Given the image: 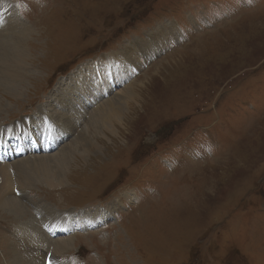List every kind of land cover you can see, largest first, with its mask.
Listing matches in <instances>:
<instances>
[{
	"label": "rangeland",
	"instance_id": "374dc122",
	"mask_svg": "<svg viewBox=\"0 0 264 264\" xmlns=\"http://www.w3.org/2000/svg\"><path fill=\"white\" fill-rule=\"evenodd\" d=\"M4 3L22 24L15 29L30 35L20 43L21 54L14 48L5 58L23 63L9 73L25 78L16 94L0 88V128L21 133L26 120L33 134L47 115L56 135L67 136L56 149L80 136L94 110L130 88H110L101 73L82 87L78 72L154 41L159 31L164 35L132 64L135 100L113 131L96 140L97 151L75 158L56 189L38 180L21 191V201L14 190L16 200L30 199V206L0 207V264H14L17 254L32 261L30 240L13 234L22 223L45 225L34 210L42 206L67 232L56 241L71 239L54 259L58 264H264V0ZM69 78L78 93L100 92L80 95L90 111L77 128L56 125L62 109L51 102ZM91 217H105L84 232L94 237L93 248L75 231Z\"/></svg>",
	"mask_w": 264,
	"mask_h": 264
},
{
	"label": "bare ground",
	"instance_id": "6f19581e",
	"mask_svg": "<svg viewBox=\"0 0 264 264\" xmlns=\"http://www.w3.org/2000/svg\"><path fill=\"white\" fill-rule=\"evenodd\" d=\"M11 11L12 9H10L9 6H7L4 3V0H0V21H2L0 23V31L3 30L0 32L1 33L0 41L6 42L4 43L5 46H3L2 44L0 45V88L4 90L7 89L5 91L9 92L10 94L11 93L16 94L18 93V87L20 85L21 80L25 78V74L10 75L9 72L11 70H17L18 68H22L24 67V65L21 62L18 65L13 64L11 60L6 61L5 58L11 56L12 49L14 48H17L16 50H13V52L17 56H18L17 50L19 54H21L19 49L20 43L22 42V40H24L25 42V40H27V38L29 37L30 33L26 30L25 27H24L25 28L24 31H19L15 29V25H14L15 23L17 24L18 27H20L22 24L16 22L17 18L10 14ZM33 12L34 11L31 9L29 14L33 15ZM10 21L13 22L12 28L8 27L7 25L8 22ZM166 27L169 28L167 31L170 30L169 34H173L171 32V29L173 28L170 25H167ZM163 35L164 33L159 31V34L158 36H156L154 41L149 40V38L147 37L148 38L147 42L145 43L143 42V44H139V45L136 44L137 46L135 47V49H131V48L123 49L121 52L117 53V58H114L115 55L111 57L108 56L105 59L103 58L102 63L96 61L94 62L93 65L90 64L91 68H84L78 72L75 78L82 80V82L81 81L78 82L79 86L82 87H83V83L86 84L88 82V78L90 76L92 77V81L94 84V76L97 78L98 74L101 73L99 77H102L104 79L106 78L113 79L115 88L116 87L120 88L121 85H123V83L125 84L124 86H122L123 89H125L128 86H130V88L127 91H125L122 95L119 96L114 95L111 98V100L107 101L104 105H102V107L94 110L90 115L91 120L86 123L80 136H77L76 139L75 138L71 139L70 143L69 142L66 143V146H63L64 145L63 144L60 147V149H55V152L53 150L49 153L36 154V157L34 156L35 154H28L25 156H21V158L19 157L17 159H14L12 162L0 164V207L4 208L6 211H16V210H22V206L24 207V204L26 202L28 203V206H30V203L33 201L28 199L25 200V202L23 203L20 202L21 203L20 204L15 198L16 195L15 197L13 196L14 190L18 192L19 195L18 200L21 201L24 199V195H26L25 192H21V191H23L24 188L27 187L28 185L34 184L38 180H39V184L45 187L47 186L50 189L51 188L56 189V187H58L57 185L65 184L64 176L71 171L70 167L73 165L75 158L78 159V157H82L84 155L88 156L90 150L97 151L96 148L101 144H98L96 140L99 138H104L103 134L105 133L107 134L108 132L111 133L113 131L114 129L113 127H115V124L119 123V121L125 115V110L128 109L129 103L135 100L136 95L133 90L134 88L132 87L136 81L129 82L128 80L130 79L133 73L132 64L136 63L140 59L142 60L143 59L142 56H144L145 51H149L151 49L153 51L156 46H160L159 44V42H161L160 37H162ZM10 41L14 46L8 47ZM135 53L137 55H135ZM97 81L98 80H96V83ZM72 83H74V79H70L67 86L63 85L61 87L55 88V90H53L55 94L52 96L55 99V101L52 100L51 102H53V106H58L61 107L62 109L63 119L61 122L57 121L56 125L62 124L63 126H65V123H67L69 127V125L73 123L72 126L74 128H77L80 125L79 121L84 117H87L88 116L87 114H89L86 112L87 110H89L88 106H86L85 103L82 102L80 95H82L85 92L84 98L87 95H90L95 98L97 97V94H99L100 92L97 91L96 94H93L90 93L89 91L79 90L78 93V91L72 88ZM70 92H73L72 96L76 95V93H78L79 95H77L74 99L69 97L68 100L70 101H66V97ZM3 106L4 103L3 101L0 100V111L3 110L2 109ZM2 112H0V114H2ZM65 112L67 113L66 116L69 120L66 117L64 118ZM40 115H44V114L40 112ZM46 117H45V121L47 123H50V121ZM25 123H27L26 120L23 121V125L20 122L19 124H17V128L20 127L21 125L22 127L23 126L26 127ZM2 133L4 134V127L0 128V134ZM68 133H70V130L68 131ZM70 136L71 135L69 134V137ZM62 143H64V141ZM23 150H24V146H21V151L19 150V152H22ZM31 161L35 163H31ZM3 191L7 193L4 194L2 193ZM138 196L140 195L137 194V197ZM132 198H133L132 196L128 195L126 199H132ZM124 206L127 209L129 208V205L126 202V200L123 201V208L125 209ZM43 208L45 207L44 206L37 207L34 210H36L35 211L36 214L41 215L40 216L41 218L46 219L45 225H41V227H39L35 225V223H32L33 228H30L27 223H22L24 226L20 224L21 226L18 225L16 227V231H14L13 236L18 238L17 241L21 239L20 235H24L30 240L29 241L30 245L27 246V248L31 249L32 261L28 262L25 258L24 259L21 258V255L19 256L16 253L17 256L20 257V259L19 260L16 259L14 261V264H44V259L47 253L49 254L50 264H58V262L54 261V259L56 257L60 258L62 256L60 255V253L64 250L65 245L67 246L70 245L71 239H66V240L59 239L56 241V237L52 238L49 236V234L57 235L58 233H67V232L59 228V222H57V220L53 221V219H50L55 214L50 216L45 215L46 210L50 208H45L46 210H43ZM52 211L53 210H48V213ZM19 213L21 212L15 213L13 215H18ZM24 215L25 214L22 213L20 216H24ZM34 219L35 221L37 220L36 217ZM104 219L105 217L88 218V222H89L88 225H86L85 224L86 221L83 220V226L81 227L80 232L83 231L81 235L88 237V242L90 243L92 248L95 247V245L93 244L94 237L92 236V234L84 233V232L86 231V228H92L91 225L92 223H97L98 221ZM43 226H46L47 229L45 230ZM19 227H21L20 233H19ZM56 229L59 230L56 231ZM47 230H50V232L46 234L45 231ZM81 240L85 242L84 239ZM17 241H12L13 243L15 242L14 245L16 247L18 245ZM72 244L71 247H73ZM7 250H9L12 253L11 249H7ZM18 251L21 254V251L20 250Z\"/></svg>",
	"mask_w": 264,
	"mask_h": 264
}]
</instances>
